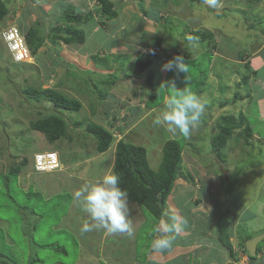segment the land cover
Returning a JSON list of instances; mask_svg holds the SVG:
<instances>
[{"label":"crops","instance_id":"0c3cea01","mask_svg":"<svg viewBox=\"0 0 264 264\" xmlns=\"http://www.w3.org/2000/svg\"><path fill=\"white\" fill-rule=\"evenodd\" d=\"M62 1L64 8L57 11L56 20L51 22L49 19L53 17L54 12L57 10L55 5L56 0H1L8 11L4 18L5 21H11L10 23L15 25L22 34H25L26 31L36 23L39 30V23L35 19L36 17L42 16L46 18L47 35H43L41 33L42 31L39 30L40 36H43L45 40L40 48H38L35 55L31 57L30 62L24 63L36 73L27 74V79H24L25 82H32L30 84L31 87L28 89L32 91L53 90L68 99L77 101L80 104V109L76 111V114H81V116L84 117L86 116L85 121H87L84 122V126H82L83 123L81 124L79 121L71 122L68 136L53 143L48 142V147L43 152L56 153L60 164L59 170L35 174L33 172L32 162H26V168L20 170L18 167L15 173L18 176L21 190L26 192L31 189L35 195L40 197L43 203L48 202L54 196L67 194L74 199L75 204H79L74 198L75 190L88 184L97 183L104 175L110 172L113 173L116 142L111 144L112 148L110 147L109 150L107 149L103 153H98L96 151L95 140V149H93V144L92 147H90V153L92 150H94V152L85 157V159L79 162V165H75L76 168H74V165H66L59 156L58 148H67L70 146L63 145L61 143L62 140L66 139L72 141L73 144L75 143L76 145H71L70 147L80 151V147L84 148L88 144L87 139H84L82 135L87 134L92 136L88 132L87 126L95 124L109 130L112 121L120 115H123V122L127 124L126 129H124V126L121 128V139L124 140L126 135L133 132L142 120L158 114V108H162L161 105L165 103L167 96L163 99L161 104L147 108L148 101L152 99L153 95L151 94L153 88L149 86L152 85L153 76L148 74V71H151V68L155 67V69L159 71L160 80L165 79L168 71H165L160 64L159 67H157V65L154 66L150 63L149 66L146 67L147 69L145 68L143 72L140 73V76L129 77V75L133 72L132 65L134 63L136 64V61L140 57L143 59L145 58L142 52L147 48L154 46L160 47L162 50L160 57H162V55L166 57L168 54V57L172 56L174 58L179 55L174 50L173 44L179 45L180 41L171 34H158L157 32L158 28L165 26L167 20H171L173 23L179 21L182 12L178 11V8L173 2H166L164 7L155 6L157 9H152L150 5L157 0H109L113 3L116 17L107 22L103 21V25H100L101 20L95 11L97 7L96 5H92L95 0ZM238 1L237 10L239 12L241 11V13L244 14L247 9H250L246 6V0ZM228 2L229 0L221 1V12L228 8ZM223 3L226 4V6H224ZM240 3L242 7H240ZM195 4L201 6L200 9L199 6L192 10L193 18L200 26H203L201 21L204 20V15L221 14L219 11L213 12L211 9L207 8L204 0H199V2ZM8 7H10L9 10ZM67 8H71L75 14H85L88 11L93 12L91 20L80 22L73 26L75 29L82 32L83 40L81 42L65 44L57 39H53V36H50L56 27L63 25L61 16L64 15V10ZM149 10H156V13L151 16L149 15ZM254 10H256V8H254ZM199 16L201 17L197 19ZM262 16H264V14H262ZM242 20L243 19L239 21ZM263 24L264 18L260 25ZM134 25H139V31H137V33L150 35V37L154 38L153 42H139L140 39L132 40L133 38H137L134 34L135 32H133ZM200 26L194 25L192 30L189 31L203 30L210 33L212 36L214 35V37L219 36L213 33L216 30L212 31L207 26ZM0 29L3 28L0 27ZM189 31L184 33L186 36L183 40L190 41V44L186 45L184 48L185 51L180 52L181 54L185 55V53H188L189 57H192L199 51H209L215 55V58L220 57L223 64L228 60L233 63V69H235L237 73L232 74L234 77L226 84H221L227 91H230V84L232 83L234 87L236 86V89H239V85L242 84V79L245 76L248 77V79L247 82L244 83V87L248 88V81L251 80L260 81L261 87H264L263 78L260 77L264 72V25L257 31L252 25L246 24L244 20L243 26L239 23L234 30L236 33L231 34V36H222L228 38L229 41L232 39L233 45L230 43V47H233L241 42L240 35L242 33L245 34L244 31L248 33L243 37V42L246 36L251 33L255 34V37H253L255 41H252L251 44L249 41V48L252 52L250 54H244V50H241L236 57H231L227 51L220 53L217 46L211 49L212 45L207 41L200 42L196 39L193 40L189 35ZM222 33L221 30L220 34ZM46 36L48 38H46ZM216 40H218V38ZM128 42L131 44H127ZM165 48L167 49L166 52H164ZM120 56L127 59V63L124 67L118 66L116 59ZM41 63L44 65L42 69ZM226 69L227 67H224L221 70L224 72ZM130 70L132 71L131 73L129 72ZM235 70L233 71L235 72ZM128 73L130 74L127 76ZM116 75H119V77L117 78ZM38 79L40 80L39 82H37ZM146 79H151V82H147ZM99 80H102L103 83ZM97 81L99 83L98 86H100V91L99 89L90 91L89 87L94 86ZM246 88L243 90L240 89L242 92L241 96L237 93H233V98L235 99L232 101L233 103L237 101H246L250 97L258 101L260 97L255 96V92L251 94L252 96L245 94ZM91 90H93V88ZM230 94H232V92H230ZM33 100L38 101L37 99ZM228 103L229 100L219 103L218 107L221 109L220 111L218 110L217 116L225 110L224 107ZM46 105L50 107L51 104L46 103ZM212 107L213 105L210 104V107H205V110H211ZM43 108H45V106H43ZM61 112L62 114H60ZM66 112L68 111L61 110L59 114L63 118ZM252 114L255 116L256 120L263 121L264 105H261L260 109L257 108L254 112L252 111ZM244 118L247 123V118L245 116ZM102 123H104V125ZM252 134L254 133L252 132ZM138 135L139 136H133L137 138L142 137V134ZM207 136H209V134H207ZM186 150L187 147L181 150L179 172L184 176H186V174L191 175L192 180H186L180 176L177 177L170 193L165 198L163 213L160 218L154 219L149 214H146V211V213L144 212L146 214L145 216L142 212L144 209L137 203L130 201L127 197L129 219L134 229L133 236L129 237L122 233L109 235L103 229L88 231L87 233H90L92 237L88 235L83 237V235H81L87 234L86 232L78 235V243L81 245L80 249H101L103 251V249H115L114 246L119 242H124V246L121 248L122 253H117L120 256H117V254L111 250L112 252L107 251L106 255L103 254L101 257L103 259L102 263L95 255L91 257L96 261H93L92 258L87 255V257L78 264H264V241L259 247L255 260L249 259L244 250L246 240L264 232V207L258 204L257 208L247 215H245L246 208L241 210L235 208L236 210L231 212L226 210L223 212L220 211V214H215L214 212V215L213 211L215 209L216 197L213 194L215 191L214 187L210 185L214 177L213 172L210 171L211 168L208 169L210 163L202 165L198 157ZM107 153L110 154V156L106 158L107 160L102 162L106 167L102 171V174H98V177H96L97 174L90 177L89 164H91V159L94 158L95 160L99 155L106 157ZM158 159L161 161L160 157L154 159L155 162ZM147 162L150 168L154 164V162L151 164L148 158ZM99 165H101V163ZM10 171H8V173ZM63 178L66 180L70 179L77 183L79 182V187L67 188L66 185L61 183ZM55 185H58L64 190H59L58 186ZM79 205L81 213L78 209H75L73 205L70 209V213H73L72 215L74 218L80 216L81 223L90 224L91 221L89 216L82 210V205ZM41 207L43 208V205ZM29 212L34 215L32 209H29ZM224 212L228 213V215ZM37 214L35 218L41 216V213L37 212ZM224 215H226L228 219L227 232L232 246V257L229 255L228 251L221 246L217 239V224L220 217ZM172 217H176L178 223L184 220H186L187 223L186 225L178 227L175 231L165 233V227L172 223ZM145 224L149 226L148 230L144 227ZM141 228H143V232L139 234ZM159 235H171L174 237V245L170 251L161 254L152 252V241ZM147 241L150 243L149 251L146 254V258L140 260L136 256V248L140 245L141 252L146 250L148 248L146 247Z\"/></svg>","mask_w":264,"mask_h":264},{"label":"rangeland","instance_id":"374dc122","mask_svg":"<svg viewBox=\"0 0 264 264\" xmlns=\"http://www.w3.org/2000/svg\"><path fill=\"white\" fill-rule=\"evenodd\" d=\"M221 1L222 0H220V2ZM166 2H173L178 8V11L182 12L181 19L175 23L171 20H167L165 26L158 28L157 33L171 34L180 41L179 45L173 44V47L177 54H179L177 56L183 57V62L186 64L187 70L186 72H181L174 68L167 72L164 80H160L159 71L155 69V67L151 68L152 70L148 71V74L153 76V82L150 81L151 79L149 81L146 80L152 84L149 86L153 88L151 92L153 95L152 99L148 101L147 108L163 102V99L168 95L171 89L168 86L161 87V85L170 82L174 83L178 89L191 90L197 96L201 97L205 103V107L209 108L210 104L213 105V107L211 110H205L199 122V126L192 130L190 135L183 136L178 134L174 136L167 132L164 127L154 126L153 124L154 118L160 114L164 106L163 103L161 105L162 108H158L159 112L156 116L152 115L142 120L133 132L126 135L124 140L133 145L141 146L146 150L148 160L151 164L154 162L151 167L153 171H157L159 168L160 160L158 159L155 162L154 159L161 157L163 144L170 139L177 140L181 145V150L187 147L186 151L198 157L202 165L210 163L211 167L208 166V169L211 168L210 171L213 172L214 175L210 185L214 187L215 191L213 194L216 197L213 214L214 212L215 214H220V211L223 212L226 210L231 212L236 209L241 210L246 208L245 215H247L249 212L255 210L258 204L264 207V120L258 121L252 114V111L254 112L255 109H260V106L264 105V87H261L260 81L251 80L248 81V88L244 87V83H242L239 85V89H236V86L234 87L232 83L230 84V91H227L221 84H226L234 77L232 74L237 73L236 70L233 69V63L231 61H225V64H223L220 57L215 58V55L209 51H199L192 57H189L188 53H185V55L181 54L180 52L185 51L184 48L186 45L190 44V41L183 40L186 36L184 33L192 30L194 25L200 26V24L194 20L192 14V10L198 8L200 5L193 4L190 0H157L153 2L150 7L152 9H157L159 6L162 8ZM237 2L239 3L238 0H229L227 3L228 8L222 12L220 9L221 6L217 9H212L206 5V7L213 12L219 11L221 14L204 15V20H200L203 25L200 27L207 26L212 31L216 30L213 32L215 35H219L215 37L213 35L209 43L216 45L220 53L227 51L231 57H236L241 50H244V54H250L252 50L249 48V41L250 44L252 41H255L253 38L255 34H249L244 38L243 42V37L248 33L244 31L245 34L242 33L240 35L241 42L233 47H230V43L233 45L232 39L229 41L228 38L222 36H231V34L236 33L234 30L239 23L243 26L244 20L246 24L252 25L257 31L264 25H260L264 18V16H262V14H264V0L258 2L252 0L246 1V6L250 9L246 8L247 10L244 14L237 10ZM94 4L95 2L92 5L94 6ZM55 5L57 10L54 12L53 17L49 19L51 22L56 20L57 11L64 8L62 0H56ZM224 6H226V4H224ZM240 7H242L241 3ZM200 8L201 6L199 9ZM254 8H256V10H254ZM9 9L10 7H8V10ZM155 13L156 10H149V15L152 16ZM200 17L201 16L197 19ZM35 19L39 23L38 25L39 30L42 31L41 33L47 35L46 18L39 16ZM241 19L243 20L239 21ZM10 22L11 21H5L4 19L0 22V27L4 28L7 25H12ZM36 24L33 26L38 30ZM138 29L139 25H134L133 32H135L134 34L137 38H133L132 40L140 39L139 42H153V37L137 33V31H139ZM221 30L223 32L222 34H220ZM217 38L218 40H216ZM127 44L130 45L131 43L128 42ZM166 50L165 48L164 52H166ZM145 51L148 50L145 49ZM190 54L192 55L191 52ZM160 55H158L159 57L149 58L152 65H157V67H159L160 64V66H163L168 61L174 60L175 57H177H168L167 54L165 64H163L160 60ZM116 60L118 66L124 67L127 63V59L123 56L118 57ZM139 60L144 61L145 58L143 59L140 57ZM40 65L42 69L44 65L42 63ZM224 67H227V69L223 72L221 69ZM132 69L133 73L136 74L135 63L132 65ZM233 70H235V72ZM129 72L131 73L132 71L130 70ZM27 74L36 73L24 63H13L4 45L0 41V264H78L87 257V255H89L90 258L95 255L102 263L103 259L101 257L103 254L106 255L107 251H114L116 254L120 252L121 254V248H123L124 242H119L114 246L115 249H103V251L101 249H80L81 245L78 243V235L84 233L81 231L84 223H81L80 216L74 218L72 215L73 213H70L72 205L81 213L80 203L75 204L74 199L67 194L54 196L48 202L43 203L40 197L35 195L31 189L26 192L21 190L18 176L15 172L8 173V171L15 166L19 167L20 170L26 168V162H32L33 164V155L45 151L48 147L49 143L46 142L45 137L41 133L29 128L30 122L48 115L56 114L62 117L60 116L62 112L59 114L61 110L53 108L51 105L50 107L46 105V103H49L46 99L34 101V97L28 95L30 91L27 90L31 87L30 84L32 82L29 83L28 81H24L25 78L27 79ZM137 76H140V74H137ZM116 77L118 78L119 75H116ZM260 77L263 78L264 82V72ZM39 81L38 79L37 82ZM99 81L103 83L102 80ZM98 84L97 81L92 87L86 85L89 87L90 91H96L98 89L100 91V86H98ZM92 88L93 90H91ZM245 88V94L252 96L251 94L255 92V96L260 97L258 101L250 97L246 101H237L233 103L232 101L235 100L233 98V93H237L241 96V90ZM230 92H232V94H230ZM228 100L229 103L224 107L225 110H222L223 112L219 113L217 116L218 110L220 111L221 109L218 107L219 103ZM43 106H45V108H43ZM232 115L236 117V119L239 118V115H244L248 122L242 123L234 129V132L228 138L220 154H218V151L212 147V142H214L220 127L227 124L225 121H222L221 118ZM63 119L66 124L67 136L71 122L79 121L81 124L83 123L82 126H84V122H87L85 121L86 116L84 117L81 116V114L70 111L64 114ZM116 120H120L121 128L123 126L125 127L124 129L127 128V124L123 122V117L120 118V116H118L115 121ZM115 121H113L112 124H114ZM102 124L104 125V123ZM245 125H248L254 133H251L254 136L251 135L247 140H245L243 136V128ZM119 132L122 138L121 129ZM206 133L209 134V136H207ZM138 134H142V137L140 136L141 138H137L136 136H139ZM82 137L87 139L88 144L85 146L86 148L80 147V151L70 147L71 145H76L75 143L73 144L72 141L66 139L62 140L61 143L63 145H70L67 148H58L59 156L66 165H74L73 167L76 168L75 165H79V162H82L85 157L94 152V150H92L90 153V147H92L93 144V149H95V139L87 134H83ZM110 147L112 148V145H110ZM108 156H110V154L107 153L106 157L99 155L95 160L94 158L91 159V164H89L90 177H93L94 174H97L96 177H98V174H102V171L106 168L102 162L107 160L106 158ZM100 163L101 165H99ZM34 173L38 174L36 172ZM61 183L66 185L67 188L79 187V182L77 183L70 179L66 180L63 178ZM58 189L64 190L59 186ZM42 205L43 208L41 207ZM29 209H32L34 215L29 212ZM37 212L41 213V216L39 215L40 217L35 218V216L38 215ZM142 212L144 213L145 210H142ZM224 213L228 215V213ZM144 227L147 228L146 230L149 228L147 224H145ZM142 232L143 228H141L139 234ZM81 235H83V237L87 235L92 237L90 233ZM262 244V242L259 243V246ZM146 247L148 248L141 252L140 245L137 246L135 252L138 259L144 260V258H146V254L150 248V243L148 241ZM117 256L120 255L117 254ZM249 258L253 259V257ZM93 261L96 260L94 259Z\"/></svg>","mask_w":264,"mask_h":264},{"label":"trees","instance_id":"16d2710c","mask_svg":"<svg viewBox=\"0 0 264 264\" xmlns=\"http://www.w3.org/2000/svg\"><path fill=\"white\" fill-rule=\"evenodd\" d=\"M252 1L258 2L260 0ZM95 2L97 5L95 11L101 20L100 25H103V21L107 22L108 20L116 17V12L113 9L112 2L109 0H95ZM190 2H193L194 4L199 2V0H190ZM7 12L6 7L0 0V22L4 20ZM92 14L93 12L91 11H88L85 14H75L71 8H67L64 10V15L61 16L63 25L56 27L50 36H53V39H57L65 44L81 42L83 40V34L73 26L74 24L91 20ZM34 27L29 28L24 34L31 56L35 55L36 51L45 40L43 36H40L39 30ZM189 35L191 38H196V40H199L200 42L207 41L209 43L212 38L210 33L203 30L189 31ZM46 38L48 37L46 36ZM210 45H212L211 49L216 46L214 44ZM153 48H155V46L148 49L151 51ZM160 51L162 50L160 49ZM158 55L160 54L156 55L155 53L150 52L148 55H145L144 61L138 59L135 64L136 74L132 72L129 77H138L137 74L142 73L143 70L151 63L149 58ZM247 79L248 77H243L242 83H246ZM149 80L150 79H148V81ZM27 91H30L28 95L34 97V99H46L53 106V108L70 112H76L80 109V104L77 101L68 99L56 91H32L30 89ZM221 119L227 124L220 127L214 142H212V147L218 151V154H220L228 138L234 132V129L242 123H246L243 115H239L238 119L234 116H224ZM29 128L33 131L41 133L49 143H53L67 136L65 121L62 117H59L56 114L31 121ZM87 130L96 140V151L98 153L105 152L113 143L111 133L102 126L93 124L87 126ZM243 131V136L245 140H247L252 135L251 128L248 125H245ZM180 146L181 145L177 142V140H167L162 147V156L159 168L157 171H153L148 165L146 151L143 147L127 143L122 139L115 143L113 173L120 177L119 186L128 192V199L130 201L137 203L154 219H159L162 215L165 198L170 193L177 177L180 176L186 180H192L191 175L186 174V176H184L179 172L181 163ZM17 169L18 167L15 166L9 173H14ZM227 229L228 219L227 216L224 215L220 217L217 224V239L221 246L225 248L232 257L233 251L229 241ZM259 247L260 246L258 245L257 253L259 251ZM255 259L256 257H253L251 260Z\"/></svg>","mask_w":264,"mask_h":264},{"label":"clouds","instance_id":"9594fccd","mask_svg":"<svg viewBox=\"0 0 264 264\" xmlns=\"http://www.w3.org/2000/svg\"><path fill=\"white\" fill-rule=\"evenodd\" d=\"M204 3L212 9L221 6L220 0H204ZM174 68L186 72L183 57L177 56L163 65L165 71ZM165 86L170 87L171 91L167 95L160 114L154 118L153 124L164 127L174 136L178 134L188 136L199 126L205 113V103L191 90L178 89L171 82L161 85V87ZM119 181L120 177L110 172L104 175L99 182L82 186L74 191V198L82 205V210L87 213L91 221L90 224L83 225L82 232L103 229L109 235L122 233L129 237L133 236L134 229L128 213V192L119 186ZM171 219L172 223L166 225L165 233L175 231L187 223L186 220L178 223L176 217ZM173 245V236L159 235L152 241L151 249L152 252L161 254L170 251Z\"/></svg>","mask_w":264,"mask_h":264},{"label":"built area","instance_id":"2783aa9c","mask_svg":"<svg viewBox=\"0 0 264 264\" xmlns=\"http://www.w3.org/2000/svg\"><path fill=\"white\" fill-rule=\"evenodd\" d=\"M0 39L4 44L7 53L10 57V60L13 63H28L31 60V54L29 48L26 44L24 34L14 25H8L4 27L0 32ZM150 52L155 54H160L161 51L159 48L155 47L151 51H143L142 54L146 55ZM161 62L165 63V56L161 57ZM123 115H120L122 118ZM118 118V117H117ZM115 121V120H114ZM113 123V121H112ZM110 125V130H108L113 138V142H117L121 139L120 129L121 122L120 120L115 121V125ZM120 127V128H119ZM33 169L36 173H47L54 172L60 169V164L58 157L54 152H40L33 155Z\"/></svg>","mask_w":264,"mask_h":264},{"label":"water","instance_id":"95a60500","mask_svg":"<svg viewBox=\"0 0 264 264\" xmlns=\"http://www.w3.org/2000/svg\"><path fill=\"white\" fill-rule=\"evenodd\" d=\"M262 241H264V232L259 233L245 241L244 249L248 257H255L257 255V247Z\"/></svg>","mask_w":264,"mask_h":264},{"label":"bare ground","instance_id":"6f19581e","mask_svg":"<svg viewBox=\"0 0 264 264\" xmlns=\"http://www.w3.org/2000/svg\"><path fill=\"white\" fill-rule=\"evenodd\" d=\"M95 1H93V3H94ZM94 5H96V2H95V4ZM96 7H97V5H96ZM147 50L149 51V49L147 48ZM146 55H148V54H146ZM32 57V56H31ZM121 140V139H120ZM263 242V241H262ZM246 252V251H245ZM247 254V253H246ZM248 256V255H247ZM257 256V255H256ZM255 256V257H256Z\"/></svg>","mask_w":264,"mask_h":264}]
</instances>
